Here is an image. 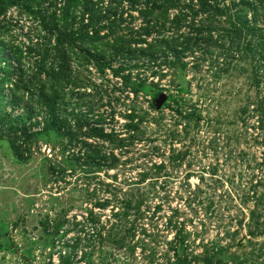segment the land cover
<instances>
[{
  "label": "rangeland",
  "instance_id": "rangeland-1",
  "mask_svg": "<svg viewBox=\"0 0 264 264\" xmlns=\"http://www.w3.org/2000/svg\"><path fill=\"white\" fill-rule=\"evenodd\" d=\"M0 264H264V0H0Z\"/></svg>",
  "mask_w": 264,
  "mask_h": 264
},
{
  "label": "water",
  "instance_id": "water-1",
  "mask_svg": "<svg viewBox=\"0 0 264 264\" xmlns=\"http://www.w3.org/2000/svg\"><path fill=\"white\" fill-rule=\"evenodd\" d=\"M165 97L164 96H160L157 100V106H162V104L165 102Z\"/></svg>",
  "mask_w": 264,
  "mask_h": 264
}]
</instances>
